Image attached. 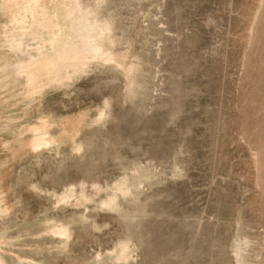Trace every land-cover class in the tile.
<instances>
[{
	"label": "rangeland",
	"instance_id": "1",
	"mask_svg": "<svg viewBox=\"0 0 264 264\" xmlns=\"http://www.w3.org/2000/svg\"><path fill=\"white\" fill-rule=\"evenodd\" d=\"M81 2L135 70L93 62L34 107L31 122L83 116L80 149L6 167L0 264H264V0ZM69 187L84 203L59 202Z\"/></svg>",
	"mask_w": 264,
	"mask_h": 264
},
{
	"label": "bare ground",
	"instance_id": "2",
	"mask_svg": "<svg viewBox=\"0 0 264 264\" xmlns=\"http://www.w3.org/2000/svg\"><path fill=\"white\" fill-rule=\"evenodd\" d=\"M126 55L115 51L108 21L99 19L81 0H0V132L10 135V139L0 140L4 153L0 156V211L9 208L8 197L1 193L3 172L12 159L42 148H58L62 142H71L74 149H80L75 132L83 124V116L55 120L40 112L34 122L28 121L34 107L39 110L44 93L51 88L68 87L93 62L115 63L129 78L135 68L126 64ZM10 103H23L22 113L2 119L1 113ZM54 127L60 132L54 134ZM121 181L112 187L106 206L115 207L116 192L128 190ZM75 192L74 188H67L59 202L74 198L84 203L83 193L78 197ZM65 223L56 224L54 231L64 236V245L72 232ZM117 252L119 260L129 256L126 246Z\"/></svg>",
	"mask_w": 264,
	"mask_h": 264
}]
</instances>
